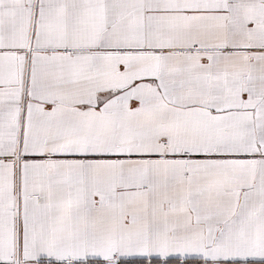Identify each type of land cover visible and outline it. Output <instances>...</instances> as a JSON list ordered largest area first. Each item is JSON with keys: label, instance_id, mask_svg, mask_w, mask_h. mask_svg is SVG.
<instances>
[{"label": "snow or ice", "instance_id": "1", "mask_svg": "<svg viewBox=\"0 0 264 264\" xmlns=\"http://www.w3.org/2000/svg\"><path fill=\"white\" fill-rule=\"evenodd\" d=\"M0 264H264V0H0Z\"/></svg>", "mask_w": 264, "mask_h": 264}]
</instances>
